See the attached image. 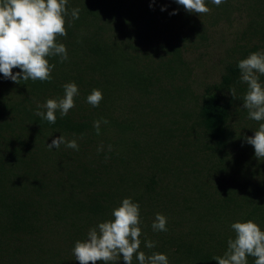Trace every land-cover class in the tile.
Listing matches in <instances>:
<instances>
[{
  "label": "trees",
  "instance_id": "1",
  "mask_svg": "<svg viewBox=\"0 0 264 264\" xmlns=\"http://www.w3.org/2000/svg\"><path fill=\"white\" fill-rule=\"evenodd\" d=\"M206 3L200 16L175 0H68L79 19L67 17L52 79L0 73V264H78L75 242L124 198L140 206L141 250L169 264H218L238 220L264 229V161L245 139L258 122L229 90L243 96L238 61L264 50V0ZM68 82L79 94L67 116H37ZM61 135L78 150L50 149ZM157 213L167 231L152 229Z\"/></svg>",
  "mask_w": 264,
  "mask_h": 264
},
{
  "label": "clouds",
  "instance_id": "2",
  "mask_svg": "<svg viewBox=\"0 0 264 264\" xmlns=\"http://www.w3.org/2000/svg\"><path fill=\"white\" fill-rule=\"evenodd\" d=\"M155 0H153V3ZM187 12L200 16L210 12L206 0H175ZM224 0H211L219 6ZM68 0H0V73L5 79L15 83L21 81H50L54 64L50 57H59L60 62L68 59V50L60 37L67 36V17L79 19L78 8L69 9ZM165 10L164 8L161 9ZM175 14V11L172 13ZM240 81L247 88L242 97L236 88L230 87L234 99L243 101L242 107L248 117L258 122L253 136L246 142L255 149V156L264 161V50L252 52L238 61ZM14 69L19 71L13 72ZM64 95L49 98L37 104L36 115L54 124L56 113L67 116L75 107L74 97L79 94L78 85L68 82L63 85ZM103 100L100 89H93L87 96V102L98 107ZM104 123H107L105 120ZM101 121H94L93 127L100 133ZM78 150L75 139L67 140L63 135L48 143V147ZM103 146L98 149L102 151ZM111 151V146H109ZM140 206L131 198H124L119 206L112 210L111 218L98 222L89 229L84 239L77 240L73 247V256L78 264H169L168 256L161 252L146 254L141 250L142 228L140 227ZM234 236L229 237L223 255L213 257L218 264H248V258H254V264H264V229L254 220L236 221L231 224ZM154 231H167V217L157 213L152 223ZM144 246L152 249L156 242L147 240Z\"/></svg>",
  "mask_w": 264,
  "mask_h": 264
},
{
  "label": "rangeland",
  "instance_id": "3",
  "mask_svg": "<svg viewBox=\"0 0 264 264\" xmlns=\"http://www.w3.org/2000/svg\"><path fill=\"white\" fill-rule=\"evenodd\" d=\"M208 50H210V49H208ZM210 62H211V60L209 59V62L208 63L210 64Z\"/></svg>",
  "mask_w": 264,
  "mask_h": 264
}]
</instances>
